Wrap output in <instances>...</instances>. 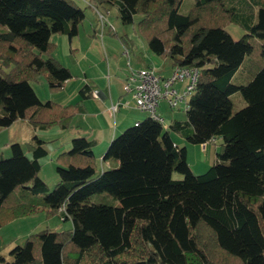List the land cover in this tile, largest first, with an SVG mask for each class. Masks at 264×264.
I'll list each match as a JSON object with an SVG mask.
<instances>
[{
	"label": "trees",
	"instance_id": "trees-1",
	"mask_svg": "<svg viewBox=\"0 0 264 264\" xmlns=\"http://www.w3.org/2000/svg\"><path fill=\"white\" fill-rule=\"evenodd\" d=\"M83 1L84 7L77 0H0V129L16 120L66 129L84 113L89 83L78 101L61 105L42 102L31 82L43 76L55 92L72 78L52 56L50 35L71 42L86 7L113 6L124 25L139 15L136 33L148 49L172 67L196 69L195 89L185 120L163 125L148 115L113 137L101 158L107 167L98 169L92 140L71 139L55 157L51 190L38 176L44 141L34 136L25 144L30 157L10 144V157L0 155V226L44 211L72 227L29 234L9 260L0 254V264H264V66L244 85L231 82L252 50L249 38L263 41L264 58V1L250 0L259 5L255 20L246 0L239 7L234 0H193L186 13L179 12L182 0ZM228 24L245 35L234 40ZM119 39L135 49L126 35ZM237 91L245 106L232 112ZM171 132L201 145L221 138L222 151L194 175ZM94 195L117 203L94 202Z\"/></svg>",
	"mask_w": 264,
	"mask_h": 264
},
{
	"label": "rangeland",
	"instance_id": "rangeland-1",
	"mask_svg": "<svg viewBox=\"0 0 264 264\" xmlns=\"http://www.w3.org/2000/svg\"><path fill=\"white\" fill-rule=\"evenodd\" d=\"M250 10L254 14V20L258 12L259 5H254L250 0ZM264 1V0H263ZM236 6H244V0H234ZM81 6H85L83 0H77ZM193 4V0H182L179 6L180 13H186ZM98 12L104 16V34L101 33V22L98 18ZM140 16L135 15L133 23L124 25L117 17V10L113 6L100 7L93 9L86 7L84 10V19L78 26V34L70 42L66 35L53 33L50 35V41L55 44V50L52 56L64 67L71 71L72 82L59 91L51 92L48 89L46 79L43 76L38 77L31 82V86L37 97L42 101H52L61 105L73 104L79 100L78 88L76 84L84 79V73L92 78L99 86L106 85L108 81H115L116 76H123L132 70H139L148 67L151 63L157 68L158 73L167 75L170 71L171 62L168 58H161L153 54L145 41L136 33V24ZM108 26H113V34L108 32ZM225 30L234 40H238L245 35V30L238 25L228 24ZM126 35L135 43V50L129 51L120 41L119 36ZM252 50L247 54L241 65L235 71L231 82L237 85L248 83L253 75L264 66V58L260 55L262 40L249 38ZM123 88V87H122ZM189 98H187L188 100ZM232 102V112L238 111L245 106L240 92L230 95ZM185 104L181 103L175 108H169L164 101H161L157 109V115L162 118L163 125H166L172 119L185 120ZM131 111V112H130ZM148 113L141 111L136 107L120 109L114 116H109L112 127H116L114 137L121 134L124 129L133 126L134 119L143 120L148 117ZM86 120L88 123L91 122ZM84 121L76 115L68 128L62 129L57 125L47 128L33 127L25 123L20 127L19 123L11 128L0 131V155L8 158L11 155L10 144L18 142L28 157L31 155L25 149V141H32L33 137L44 141V147L47 150L46 156L39 159L40 170L39 178L46 183L51 190L58 181L56 172L55 157L57 154L68 151L71 148V139L75 137H86L88 140L94 137V134H88L85 129ZM106 122V121H105ZM86 123V122H85ZM170 135L177 142L179 147L186 150V162L194 175L204 173L212 164L217 161V154L222 151V139L215 138L203 148L201 144L188 142L178 134L171 132ZM103 138V136H102ZM108 144H99L94 147V153L97 156L98 169L107 167V162L102 161V155L105 153ZM110 162V161H109ZM109 167V166H108ZM174 179H181L183 176L178 172H173ZM102 195V194H101ZM101 195L92 196L94 202L117 203V200L111 196L107 198ZM72 227L70 220L63 221L59 215H46L44 211L36 212L30 216L21 217L7 221L0 226V254L9 260V251L22 245L26 237L48 228L52 230H67Z\"/></svg>",
	"mask_w": 264,
	"mask_h": 264
},
{
	"label": "built area",
	"instance_id": "built-area-1",
	"mask_svg": "<svg viewBox=\"0 0 264 264\" xmlns=\"http://www.w3.org/2000/svg\"><path fill=\"white\" fill-rule=\"evenodd\" d=\"M98 18L101 22V32L104 29V16L98 12ZM198 71L194 68L173 67L168 77L161 78L157 76L150 68L140 70H129L124 81L123 88L134 101L137 109L147 112L151 117L162 120L157 115V109L161 101H165L169 108H175L179 104H186L187 98L195 89ZM185 80L184 88L181 92L174 89L177 82ZM97 90L92 91L93 97H98ZM127 102H113L107 111L114 116L120 108L126 107ZM186 106V105H185Z\"/></svg>",
	"mask_w": 264,
	"mask_h": 264
},
{
	"label": "crops",
	"instance_id": "crops-1",
	"mask_svg": "<svg viewBox=\"0 0 264 264\" xmlns=\"http://www.w3.org/2000/svg\"><path fill=\"white\" fill-rule=\"evenodd\" d=\"M112 28L114 30L113 26H112ZM104 30L105 29H103V31L101 32L102 34H104ZM128 52L129 51L127 50V53ZM145 68L152 69L154 71V73L157 76L161 77V78L168 77L171 74L172 69H173V67L171 66L170 69H169L170 72L167 75H163L162 73H158L159 71L157 70V68L152 63L150 65H148V67H144V68H141V69H145ZM70 73H71V71H70ZM128 73H126L123 76H121V75L118 76L117 75L115 81H112V79H111V81H108L105 86L104 85L99 86L96 83V81H94L92 78L88 77L86 75V73H84V79H82V81L78 82L76 84V86H73L74 90H75V88H78L77 90L79 92L80 88L85 83H89L93 87V90H97L98 93H99L97 98L93 97V96H90L89 98L83 100V104L85 106V111H84V113L79 114L80 120L84 121L83 123L85 124V129L89 130L88 134H94V137L92 139H89V140H92L94 142V146L92 148L93 150H94V147L96 145L103 144V143L108 144L111 141V139L114 137V132L113 131L117 130V126L118 127L120 126L119 124H117L116 127H114V126L112 127V123H111L110 118H109V116L111 117V115L107 111V109L110 106V104L113 103V102H117V101L127 102L128 103V105L126 107H123V108H120V109L130 108L134 104V101L132 100L130 95L124 91V88H122ZM71 75H72V73H71ZM72 77H73V75H72ZM71 82H72V78L67 80L64 83L63 87H66ZM184 85H185V80L181 81V82H177L174 85V89L177 92H181L183 90V88H184ZM63 87L61 89H63ZM166 106H167V104H166ZM134 107H135V105H134ZM88 117H90V120H91L90 123H88L86 121V120H89ZM137 121H140V120L134 119L133 124L135 122H137ZM18 123H19L20 127H23L22 125L25 124V123H28V122H26L24 120H16L10 126L0 129V131L3 130V129L11 128L13 125H16ZM102 136H103V138H102ZM171 138H172V136H171ZM172 140L178 146V144L175 141V139L172 138ZM27 142H29V141H25V144ZM207 144H205V145H207ZM205 145H203V148L205 147ZM98 156H99V154L96 157H98ZM107 164L109 165L108 162H107Z\"/></svg>",
	"mask_w": 264,
	"mask_h": 264
}]
</instances>
